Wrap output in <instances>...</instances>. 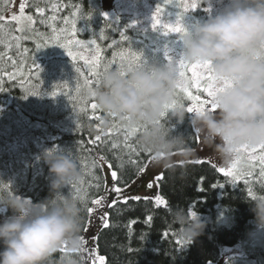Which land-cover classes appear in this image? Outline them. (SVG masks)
I'll return each mask as SVG.
<instances>
[{"label": "trees", "instance_id": "obj_1", "mask_svg": "<svg viewBox=\"0 0 264 264\" xmlns=\"http://www.w3.org/2000/svg\"><path fill=\"white\" fill-rule=\"evenodd\" d=\"M124 1L135 6L143 1L145 9L140 10L137 6V10L130 8L122 14L119 8ZM53 4L59 6L57 10H53ZM158 4L164 7L163 0H121L116 5V21L107 19V22L98 0H28L27 13L33 17V23L21 32L16 23L5 19L12 0L10 3L9 0H0V16L4 17L0 22L3 27L0 56L5 58L0 62L3 80V91H0V181L9 183L8 187L22 197L39 202L50 194L51 177L48 166L41 159L43 152L55 146L58 151L72 154L83 177V184L78 187L86 192L83 235L91 215L87 208H93L91 201L100 197L105 189L99 158L111 164L117 172V185L124 188L136 180L151 157L137 149L135 135L126 140V129L113 128V121L121 125L114 118L111 126L102 130L104 114L99 109H91L92 98H89L87 109L81 110L83 105L73 97L77 96L74 87L79 76L75 67L84 70L83 61L74 63L63 48L52 46V29L55 27L59 31L67 27L65 18L76 19V38L84 41L96 39L105 61L123 49L142 53L148 63H164L162 48L167 41L177 40L179 35L170 33L164 37L151 29L149 10L155 11ZM177 4H186V0H177ZM198 5L197 11L190 16L192 23L195 17L201 20L208 17V12L201 11L206 7L205 0H199ZM37 6L42 13L37 11ZM77 8L80 11L74 17ZM164 10L169 15L163 20L173 23L177 14L184 11L182 7L171 5ZM101 31L103 39L99 38ZM121 32L129 40H121ZM113 41L118 42L119 47ZM37 44L41 45L39 50ZM24 49L28 51L24 52ZM8 56L16 62L15 67L7 60ZM34 64L40 68L36 69ZM29 69L33 70L31 76ZM13 73L15 79H9V74ZM21 77L25 86L29 79L32 85L39 86V95L25 98ZM54 91L58 92L55 97L51 95ZM177 91L188 107L190 100L186 94ZM176 132L188 136L193 149L198 147L197 133L187 120ZM97 135L100 140H96ZM113 144L117 147L113 148ZM121 162L123 167L119 166ZM162 176L158 183L159 195L167 205L162 207L151 199H140L118 202L109 207V227L99 232L96 249L85 248V264H92L96 253L106 258V264H211L219 259L222 248L249 239L256 226L251 205L246 201L264 192V188L258 187L261 184L248 178L247 184L243 179L234 185L209 163H191L186 168L180 166L175 174L164 170ZM67 192V188L63 190L64 194ZM174 207L195 211L206 222L203 234L194 242L177 243L181 240L169 223L170 209ZM7 214H11L10 211ZM221 216L229 221L228 225L220 224ZM246 254L247 257L233 258L226 264H262L264 260L262 248L250 249Z\"/></svg>", "mask_w": 264, "mask_h": 264}, {"label": "clouds", "instance_id": "obj_2", "mask_svg": "<svg viewBox=\"0 0 264 264\" xmlns=\"http://www.w3.org/2000/svg\"><path fill=\"white\" fill-rule=\"evenodd\" d=\"M205 2L217 7L215 13L186 27L178 40L186 63L210 66L221 89L212 100L215 111L188 112L177 91L175 62L102 72L89 93L104 114L102 130L113 118L127 129L138 128L137 149L170 174L196 157L189 137L176 132L186 120L223 167L234 163L238 149L264 146V0ZM41 159L51 177L47 198L33 202L0 181V264H85V198L74 189L83 181L79 165L55 146ZM246 202L256 228L264 230V192ZM169 223L185 244L207 226L184 207L170 209Z\"/></svg>", "mask_w": 264, "mask_h": 264}, {"label": "snow or ice", "instance_id": "obj_3", "mask_svg": "<svg viewBox=\"0 0 264 264\" xmlns=\"http://www.w3.org/2000/svg\"><path fill=\"white\" fill-rule=\"evenodd\" d=\"M11 0H9V3ZM27 0H21V3L19 4V17L16 15L12 16V20L16 21L17 23H22V27L19 29V31L24 32L26 31V26L33 23V17L32 16H25V8H26ZM164 7H161V4H158L156 6L155 11L153 12L151 16V29L153 31L159 32L162 36L168 37L170 33H177L179 35L183 34L186 30V27L183 23L184 18L187 16L186 13L190 10H195L198 6V0H192V3L190 5L187 4H177V0H163ZM176 6V7H182L184 11L182 13H178L176 16V20L174 23L165 21L162 18L165 16H168L169 13L165 12V7L167 6ZM58 5L53 4L52 8L53 10L58 9ZM37 11L43 12L42 9L37 6ZM79 9L77 8L76 11L73 13V16L75 17L79 13ZM205 11L210 12V9H205ZM4 19L3 16H0V22H2ZM54 19V18H53ZM105 21L108 22L107 17H105ZM43 22V21H41ZM64 24L67 26L65 28L60 29L57 31L55 27H53L52 32L53 35L51 37L52 46H58L65 50L66 54L71 58V60L76 63L78 60L83 61L84 70L81 69V67L76 66L75 71L79 74L77 85L74 87V91L77 93L76 97H73L74 100H77L79 103L83 105L81 110H86L88 107V104L90 103L91 98L89 96V93L91 90L97 86L99 82V77L102 72H106L112 69H124V68H130V67H147V60L144 59L142 53H137L135 51L131 50H120L119 52H114L113 57L109 61H105L103 56L101 55V47L97 44L96 39H90L87 41L77 39V22L76 19H64ZM3 31L2 24H0V32ZM121 40H129V38L124 34V32L120 33ZM100 39L104 38V33L101 31ZM173 42H179V40H169L166 42L165 46L163 47L164 52V58L167 62H175L178 69V82L179 87L178 89L180 92H183L186 94L188 99L190 101H196L199 102V106L193 107L188 106V112H199L202 110H209V111H215V106L212 103L213 97L216 94L217 91L221 90L220 86L217 85L215 82L211 68L208 65H199V64H189L186 63L183 59L182 53H175L169 54L172 52V43ZM113 44H115L117 47H119V43L116 41H113ZM37 49L39 50L41 45H36ZM111 47V45H110ZM24 52H27V49L23 50ZM84 53H89L88 55H85ZM4 56H0V62H3ZM7 60L11 63H13V67L16 66V62L13 61V58L11 56L7 57ZM34 67L36 69H39L40 66L38 64H34ZM32 69H29V76L32 74ZM42 71V70H41ZM188 73L191 74V76H188ZM37 79H39V73L36 74ZM9 79H15V74H9ZM21 87L25 88L26 96L28 95H39V86H34L31 84V80L29 79L27 81V86H25L24 78L21 77ZM194 81V85L189 83L187 86L185 85L186 81ZM2 77H0V91H3L2 88ZM194 86L197 93H206V98L201 101V95L196 94L194 95L192 91L189 89ZM227 85H225L226 87ZM87 93V95H85ZM179 93V92H178ZM66 95L68 93H65ZM51 95L53 97L58 95V92H52ZM91 109L93 111L97 110V105L95 102L90 103ZM206 106H210L207 107ZM99 119V117H96ZM102 121V120H101ZM113 128L123 127L126 129L125 132V139L127 140L129 137L134 136L139 131L138 128L133 129H127L126 127L122 125H117L115 121H113ZM100 136L97 135L96 140H100ZM117 147L116 144H113V148ZM132 152H136L135 148H131ZM240 155L235 159L234 163L231 165L229 169H225L223 167L218 168V171L223 174L225 177H232L233 182L239 177L245 178V183H248L247 177L252 175L253 168L256 164L260 165L259 168V175L260 177L264 178V146H259L255 148H249V147H243L241 149L237 150ZM138 155V153H136ZM103 160V158H101ZM197 163H202V161H196ZM132 163H135V161H132ZM120 167H123V162L120 163ZM109 167H111V164H109ZM113 180L117 179V172L115 170L111 173ZM158 179H163V176L161 175L158 177ZM83 184V181L81 182ZM217 185H213V187H216ZM149 188L152 187V184L148 185ZM219 187H224V185H219ZM74 189L77 193L81 191V188L78 186H74ZM112 191H114L117 194L116 200L112 202L114 205L117 201L121 199V192L122 189L119 187H113ZM249 194L251 195V190L249 191ZM84 198L86 199V192L84 193ZM254 198V197H253ZM101 199H93L91 201L94 205H101ZM131 199L134 200H140V197H131ZM144 199H148L145 197ZM124 203H127V199H124ZM155 203L157 205H167V202L161 198L159 195L155 197ZM87 211L89 214L93 212V208L89 207L87 208ZM189 215L194 217L196 215L195 211H190ZM107 214H105L102 219H104L103 227L107 228L109 227V224L107 222ZM149 220L152 219L151 216L148 218ZM182 241H177V243H181ZM86 243V241H85ZM86 251V249H84ZM92 251V250H90ZM97 261L99 264H106V258L103 256H100L98 253L95 254L94 258H92V264H97Z\"/></svg>", "mask_w": 264, "mask_h": 264}, {"label": "rangeland", "instance_id": "obj_4", "mask_svg": "<svg viewBox=\"0 0 264 264\" xmlns=\"http://www.w3.org/2000/svg\"><path fill=\"white\" fill-rule=\"evenodd\" d=\"M100 7H101V12L102 15L104 17H107L108 20L110 21H116L117 19V4L121 1V0H98ZM28 2V0H27ZM21 3V0H12V6L10 8V11L5 15V19L8 21H12L14 23L17 24L18 28L20 29L22 27V23H17L16 21L12 20V16L16 15L19 17L20 13H19V4ZM192 3V0H186V4L190 5ZM199 3V0H198ZM137 6L138 5H129L127 1H124L122 6L119 8L120 13L124 14L125 12L127 13V11H130V8L136 9L137 10ZM140 8V10H144V2L142 1L141 4H139L138 6ZM199 7V5H198ZM200 9H202L200 7ZM205 9H210V12L205 11ZM217 10V7L209 5L206 3V7H204L201 11L202 12H208V15L210 13L214 14L215 11ZM197 11V8L193 11L190 10L189 12L186 13V22L184 23L185 27H191L192 26V22L190 21V16L192 14H194V12ZM153 10H149V13H151L150 15L153 14ZM189 13V14H188ZM25 16H29L27 13V4H26V8H25ZM163 19V18H162ZM195 22H197L198 20H201L200 18L198 19L197 17H195ZM191 22V23H190ZM173 23V22H172ZM30 25L26 26V29L28 27H30ZM177 34V33H175ZM179 35V34H177ZM179 37V36H178ZM178 40V39H177ZM165 46V45H164ZM172 52H170L169 54H173V52L175 53H182L181 51V47H180V43L179 42H173L172 45ZM163 49V48H162ZM162 53L164 55V52L162 50ZM85 54V53H84ZM89 53H86L85 55H88ZM178 66V65H177ZM188 76L190 77L191 74L188 73ZM189 83L194 85V81H186L185 85L187 86ZM179 90V89H178ZM190 91L193 92L194 95L196 94H200L201 95V101L204 100L206 98V93H204V96L201 93H197L196 89L194 86H192L190 89ZM189 106H199V102L196 101H190V105ZM210 107V106H206ZM198 136V147L194 149L195 153H196V157L193 163H197L196 161H202V163H209L212 166H214L217 170L221 166L219 159L215 156V154L213 153V150L204 145L201 141L200 135L197 133ZM102 157L99 158V163L100 166L103 168V172H104V176H105V189H104V193L98 197L97 199H101V205L97 206L93 204V212L90 215V219L88 221V225H87V229L86 232L84 233L83 237L84 240L86 241L85 243V248H95L96 249V243H97V237L99 232L105 228L103 227L104 224V219H102V217L105 216V214H107V222H108V209L109 207L113 206L112 202L114 200H116L117 198V194L112 191L113 187H119L117 185V179L113 180V177L111 175L113 169L112 167H109V162L106 161L104 158L103 160L101 159ZM231 166L228 167H223L225 169H229ZM259 168L260 165L256 164L255 167L253 168L252 171V175L248 176V178H250L253 182H256L257 184H261L258 185V187H261L262 189L264 188V178L260 177L259 175ZM164 169L154 166L151 158L148 161L147 166L144 168V170H142L138 177L136 178V180H134V182H132L130 185L121 188L122 192H121V199L118 202H123L124 199H127V201L129 200H134L131 199V197H140L141 199H144L145 197H147L148 199H151L155 202V197L157 195L160 194L159 191V181L160 179H158V177H160L163 173ZM232 184H237L240 181H242L243 179H245L244 177H239L235 180V182H233L232 177H227ZM152 184V187L149 188L148 185ZM254 195V194H253ZM161 197V195H159ZM256 196V195H254ZM162 198V197H161ZM115 203V204H116ZM124 203V202H123ZM114 204V205H115ZM158 206H162L164 207L165 205H158ZM222 225H228L229 221L227 219H225L224 217L221 216V223ZM253 248H262L264 249V230H258L256 227L254 228V230L251 232L249 239L245 242H241L238 243L236 246L233 245V247H224L221 250V254L219 259L211 264H226L229 260L233 259V258H245L247 257V251ZM89 263H91L90 261H88ZM262 264H264V260L262 261Z\"/></svg>", "mask_w": 264, "mask_h": 264}, {"label": "crops", "instance_id": "obj_5", "mask_svg": "<svg viewBox=\"0 0 264 264\" xmlns=\"http://www.w3.org/2000/svg\"><path fill=\"white\" fill-rule=\"evenodd\" d=\"M148 164V163H147ZM147 166V165H146Z\"/></svg>", "mask_w": 264, "mask_h": 264}]
</instances>
